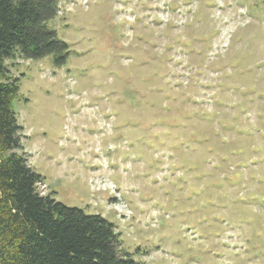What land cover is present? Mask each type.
<instances>
[{
	"label": "rangeland",
	"instance_id": "1",
	"mask_svg": "<svg viewBox=\"0 0 264 264\" xmlns=\"http://www.w3.org/2000/svg\"><path fill=\"white\" fill-rule=\"evenodd\" d=\"M50 26L65 65L6 61L40 193L138 262L264 264V0H62Z\"/></svg>",
	"mask_w": 264,
	"mask_h": 264
},
{
	"label": "trees",
	"instance_id": "2",
	"mask_svg": "<svg viewBox=\"0 0 264 264\" xmlns=\"http://www.w3.org/2000/svg\"><path fill=\"white\" fill-rule=\"evenodd\" d=\"M61 1L0 0V264H145L106 218L41 194L45 178L24 152L14 110L21 79L6 61L51 56L54 67L66 64L70 45L50 26Z\"/></svg>",
	"mask_w": 264,
	"mask_h": 264
}]
</instances>
